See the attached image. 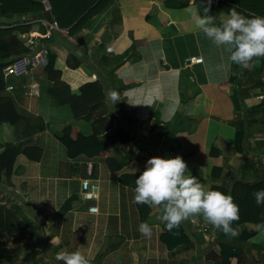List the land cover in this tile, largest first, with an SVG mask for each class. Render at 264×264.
<instances>
[{"label": "crops", "instance_id": "obj_1", "mask_svg": "<svg viewBox=\"0 0 264 264\" xmlns=\"http://www.w3.org/2000/svg\"><path fill=\"white\" fill-rule=\"evenodd\" d=\"M189 7L203 15L202 0H116L89 27L73 36L75 44L42 19L48 14L42 13V18L33 21L30 33L19 35L30 53L10 57L5 46H0V54L6 55H0V62H10L4 69L13 62L18 68V73L8 78L15 88L10 91L6 84L0 99L9 98L19 115L14 124H0V152L9 142L19 148L12 174L0 182V203L16 200L23 210L32 211L44 242L54 247L56 254L79 250L90 264H215L205 257L218 247L219 231L202 217L183 222L195 248L170 249L161 239L164 222L159 219V208L133 202L134 186L123 182L122 177L134 174V169H144L149 158L141 150L165 158L179 154L206 186L214 183L215 166L223 167L222 179H232V183L242 177L235 176L242 163L247 164L242 170L246 182L264 179V108L252 115L249 128L253 134L240 154L234 147L233 121L242 112L236 110L233 95L238 80L244 77V68L236 64L227 67L228 54L196 28ZM214 8L212 4L210 15L219 24L227 12ZM22 18L7 17L3 21ZM27 38H33L32 44ZM132 45L128 61L113 76L115 87L127 85L118 92L119 101L113 105L107 93L114 86L105 69L115 65L107 67L108 60ZM49 48L58 56L56 69L61 71L62 82L72 90L96 80L102 83L105 103L90 118H76L71 111V116L61 119L62 111L53 108L62 104L72 110L52 94L54 82L43 72ZM72 54L82 62L77 69L68 66ZM193 57H201L202 61L193 62ZM259 67L262 73L256 70ZM247 68L243 89L244 102L250 108L264 100V57L254 58ZM34 84L40 86L38 96L28 94ZM103 116L112 119L99 121ZM66 126L86 135L97 129L101 136L123 126L134 139L110 144L106 155L71 158L60 139ZM164 128L170 130L169 138L163 135ZM130 149H134L133 154H128ZM139 157L146 159L141 161ZM121 161L124 165L120 167ZM83 178H90L98 187L97 198H82ZM70 197L69 209L60 215ZM92 205L98 206V212L89 211ZM140 222L152 228L150 238L139 233ZM248 226L258 230L248 244L263 247L264 243L255 239H263L264 221ZM252 253L246 252L248 261L244 264H263L255 251ZM196 259L197 263L193 262Z\"/></svg>", "mask_w": 264, "mask_h": 264}, {"label": "trees", "instance_id": "obj_2", "mask_svg": "<svg viewBox=\"0 0 264 264\" xmlns=\"http://www.w3.org/2000/svg\"><path fill=\"white\" fill-rule=\"evenodd\" d=\"M51 4L49 10L46 9L44 0H0V46H5L8 51L6 55H17L21 57L23 54L31 52L30 48L25 45V42L19 38L20 34L30 33L33 28V21L40 17L42 13H48L42 18L48 23L57 22L62 33L67 41L75 44L73 36L79 31L89 27L92 20L100 13H102L107 7H109L116 0H48ZM167 4V2H166ZM213 5L217 8L215 10H222L228 13L229 9L236 7L245 16L259 15L264 16V0H213ZM15 16L24 17L22 20H13L4 22L3 18ZM117 16V15H116ZM134 45L123 54L117 56L114 59L108 60L107 67L115 64L110 69H105L107 75L110 77L114 90L122 92L127 86L126 84L119 85V88L115 87V80L113 76L118 67L126 63L128 57L133 51ZM3 58L6 56L0 54ZM57 54L48 49L47 63L43 66V72L45 76L53 81L51 92L61 102L70 105L74 116L90 118L96 109H101L105 103L106 95L104 93V87L99 80L95 82H88L83 84L78 90L74 91L67 83L61 80V71L56 69ZM15 60V58H13ZM2 61V60H0ZM72 61H74L72 63ZM262 62V59H261ZM10 62H0V91L4 90L6 82L3 78V69ZM68 66L73 69H77L82 64L77 55L72 54L70 59H67ZM244 68V67H243ZM258 72L262 73V67L257 68ZM248 68L243 69L244 77L238 80L236 94L233 95L236 110L241 111V117L233 121L236 127L235 134V150L240 154L245 152V141L252 135L250 130V122H252V115L258 110L264 108V100L253 107L248 108L244 102L246 91L243 89L244 83L247 81L246 72ZM99 118V121H103L108 116ZM111 117V116H110ZM19 115L11 103L9 98L0 99V124L7 122L14 124L18 121ZM111 120L112 118H108ZM253 121H256L254 119ZM111 122L107 124L110 125ZM101 132L97 129L90 134L86 135L82 132H73L72 128L66 126L63 130V134L60 136L61 141L66 146L67 154L69 157L74 158L81 154H86L90 157L101 156L107 154V149L110 144L114 143H126L132 141L134 136L127 131L123 126H118L109 134L101 136ZM163 135L170 137V130L164 128L162 130ZM173 133L172 135H174ZM145 153L147 158L152 157L149 150H141ZM139 152V154H141ZM19 153V148L9 142L5 145L2 152H0V182L3 181L4 176L7 178L12 174L15 159ZM134 149H130L128 154H133ZM138 154V155H139ZM146 157H139L138 160H145ZM120 167L124 165L123 161ZM247 167V164L242 163L241 168L235 173V176L242 175L232 183V179H222L221 174L223 167L215 166L212 171L213 189H217L226 194H230L235 203L239 206V220L233 222L232 227L234 229L241 228L240 234L236 236H226L223 232L219 231L217 245L215 249H211L206 254V259L214 261L215 264H231L232 260H236V264H244L248 261L246 250L242 246L235 244L237 241L247 242L249 239L258 234L257 229H253L248 225H261L263 224L264 204L257 205L253 197V193L256 190L264 189V179L256 181L254 183H248L244 180L243 171ZM137 174H124L122 181L132 184L135 187V179ZM1 197V196H0ZM73 197H70L66 204L60 209V215H64L70 207V203ZM160 210V209H159ZM15 213L10 210H4L3 206H0V231L6 229L11 221L15 217ZM30 223V222H29ZM31 224V223H30ZM32 225V224H31ZM164 232L161 234V239L167 244L170 249H174L179 246L185 248H195V243L192 240L190 234L186 232V228L183 223L178 229H173L169 232L163 224ZM232 241V242H231Z\"/></svg>", "mask_w": 264, "mask_h": 264}, {"label": "clouds", "instance_id": "obj_3", "mask_svg": "<svg viewBox=\"0 0 264 264\" xmlns=\"http://www.w3.org/2000/svg\"><path fill=\"white\" fill-rule=\"evenodd\" d=\"M213 0H202L203 15L198 9L188 8L196 28L217 48H223L231 64L247 68L254 58L264 57V16H245L236 7L229 9L219 24L210 15ZM227 74V72L225 73ZM109 100L119 101V93L109 90ZM135 179L133 202L159 208V219L167 231L172 232L194 217L223 232L236 236L233 222L239 220V206L230 194L206 186L191 173L182 156H152L142 171L134 169ZM253 197L257 205L264 204V189L256 190ZM195 222V221H194ZM139 233L150 238L152 228L147 222L138 224ZM55 259L63 264H90L89 258L79 250L60 251Z\"/></svg>", "mask_w": 264, "mask_h": 264}, {"label": "rangeland", "instance_id": "obj_4", "mask_svg": "<svg viewBox=\"0 0 264 264\" xmlns=\"http://www.w3.org/2000/svg\"><path fill=\"white\" fill-rule=\"evenodd\" d=\"M13 55H10V57H13ZM30 59L29 57V60ZM26 66L28 65L26 64ZM53 108L58 110V112L60 110L62 111L61 119L66 118V115L67 117L72 115V110H70L67 105L56 104ZM4 201L6 202L8 200L6 199ZM9 202L0 203V206H3L4 210L14 212L16 216L9 221L12 223H10L6 229L2 228L0 231V264H63V262H58L55 259L56 253L54 247L44 242L40 232V223L35 222L32 211L23 210L22 207L16 203V200L11 201L9 199ZM241 228L242 227L236 229L238 234H240ZM216 236L217 235H214V237ZM250 240L251 239H249L247 243L245 241L235 240V244L242 246L247 253L253 254L252 252L255 251V254L258 255V259L260 260L259 262H263L264 264V245L261 247L248 244ZM255 240L264 243V236L263 239L259 236ZM215 246L217 247V244H215ZM202 256L203 254L201 253V259ZM193 262L197 263V259ZM200 264L202 263L200 262Z\"/></svg>", "mask_w": 264, "mask_h": 264}, {"label": "built area", "instance_id": "obj_5", "mask_svg": "<svg viewBox=\"0 0 264 264\" xmlns=\"http://www.w3.org/2000/svg\"><path fill=\"white\" fill-rule=\"evenodd\" d=\"M51 25L52 28L56 29V30H61L60 27L58 26L57 22H53V23H49ZM33 42V38H27V43L28 44H32ZM191 61L193 62H200L202 61L201 57L198 58H191ZM17 62H13L12 64L8 65L5 69H4V76H5V81L7 84V89L8 90H13L15 88V85L9 82V77L12 74H17L18 73V68H17ZM29 95L32 96H38L40 94V86L39 84H34L31 85L30 90L28 91ZM179 155V154H178ZM90 168V173L92 172V168L93 165L90 164L89 165ZM96 185L92 183L90 178H83L82 179V184H81V195L82 198L84 200H93L95 198L98 197V191L95 190ZM89 211L96 213L98 212V206L97 205H92L89 207Z\"/></svg>", "mask_w": 264, "mask_h": 264}, {"label": "water", "instance_id": "obj_6", "mask_svg": "<svg viewBox=\"0 0 264 264\" xmlns=\"http://www.w3.org/2000/svg\"><path fill=\"white\" fill-rule=\"evenodd\" d=\"M44 2H45V4H46V9L49 10V9L51 8V4H50V2H49L48 0H44ZM95 190L98 191V187H97V186L95 187Z\"/></svg>", "mask_w": 264, "mask_h": 264}]
</instances>
